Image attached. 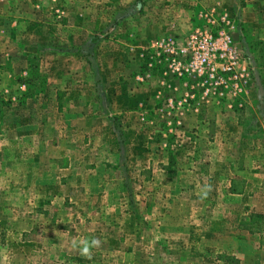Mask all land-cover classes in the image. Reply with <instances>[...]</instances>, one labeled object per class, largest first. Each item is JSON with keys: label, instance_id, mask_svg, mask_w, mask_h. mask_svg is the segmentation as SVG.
I'll return each instance as SVG.
<instances>
[{"label": "rangeland", "instance_id": "374dc122", "mask_svg": "<svg viewBox=\"0 0 264 264\" xmlns=\"http://www.w3.org/2000/svg\"><path fill=\"white\" fill-rule=\"evenodd\" d=\"M197 28L231 36L233 71L174 73ZM45 166L69 171L43 187ZM247 210L264 212V0H0V264H264ZM91 230L87 260L72 241Z\"/></svg>", "mask_w": 264, "mask_h": 264}, {"label": "built area", "instance_id": "2783aa9c", "mask_svg": "<svg viewBox=\"0 0 264 264\" xmlns=\"http://www.w3.org/2000/svg\"><path fill=\"white\" fill-rule=\"evenodd\" d=\"M169 55L170 66L179 76L213 77L233 71L238 64L231 36L223 31L213 34L207 29L197 28L184 49L172 48Z\"/></svg>", "mask_w": 264, "mask_h": 264}, {"label": "trees", "instance_id": "16d2710c", "mask_svg": "<svg viewBox=\"0 0 264 264\" xmlns=\"http://www.w3.org/2000/svg\"><path fill=\"white\" fill-rule=\"evenodd\" d=\"M229 192L233 194L241 193L242 190L233 182L230 185ZM247 215L244 217V221L238 225V228L247 229L251 234H258L264 244V212H257L253 210H247ZM230 261L227 264H237V261L232 258H228Z\"/></svg>", "mask_w": 264, "mask_h": 264}, {"label": "crops", "instance_id": "0c3cea01", "mask_svg": "<svg viewBox=\"0 0 264 264\" xmlns=\"http://www.w3.org/2000/svg\"><path fill=\"white\" fill-rule=\"evenodd\" d=\"M21 166L22 165H20L19 163H17V169H21ZM46 167V166H45ZM68 168H57V170L56 169H53L51 166H47L46 168H44V170H43V174H41L40 175V180H41V184H42V186L43 187H48V186H50V183H48L47 182V179H49V176H51V173H52V170H56L55 172H60V171H69V169L67 170ZM69 173V172H68ZM56 174V173H55ZM82 174V173H81ZM42 181H43V183H42ZM54 180H52V182H53ZM59 183L61 184V182L59 181ZM85 183L86 182H84L83 183V185L81 186V188H80V190H79V192L80 193H82V195H83V197H81L80 199V201H79V203L80 204H83L84 206H87L88 205V207H89V205L91 204V203H98V202H96V200L94 199V198H89L88 197V194H87V190L84 188L83 189V187L85 186ZM62 184H64V183H62ZM67 185V184H66ZM65 189H68L67 187L65 188ZM84 191H85V193H84ZM67 193H68V190H67ZM65 197H68V195H66L65 194ZM71 200V199H70ZM77 203V202H76ZM83 205H81V206H83ZM81 206H79L80 207V210H82L83 209V207H81ZM89 209H91L90 210V212L89 213H86V212H82V215H83V219L84 218H86V220H88V218H91L92 220H93V217L94 216H92V215H95V216H97L96 214H97V212L95 211L96 210V207L95 206H93V204H91L90 205V208ZM79 210V209H78ZM85 236V235H84ZM90 236H91V238L92 237H94V232H93V230H91V234H90ZM85 238H87V237H85ZM91 260H93V259H91Z\"/></svg>", "mask_w": 264, "mask_h": 264}, {"label": "clouds", "instance_id": "9594fccd", "mask_svg": "<svg viewBox=\"0 0 264 264\" xmlns=\"http://www.w3.org/2000/svg\"><path fill=\"white\" fill-rule=\"evenodd\" d=\"M211 191L210 185H204V187L201 189V193L204 197L208 195V193ZM103 241L97 237H92L91 239L88 238H81L79 240H73L72 241V247L73 249L77 250L79 252V255L83 257L84 259L91 260L93 257V249L99 248L102 246Z\"/></svg>", "mask_w": 264, "mask_h": 264}]
</instances>
